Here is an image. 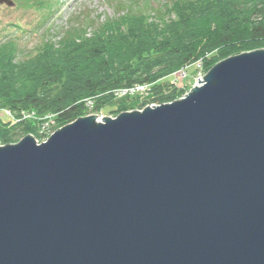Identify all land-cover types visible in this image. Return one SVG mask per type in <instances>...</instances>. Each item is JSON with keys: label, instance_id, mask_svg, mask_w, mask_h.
Returning a JSON list of instances; mask_svg holds the SVG:
<instances>
[{"label": "water", "instance_id": "obj_1", "mask_svg": "<svg viewBox=\"0 0 264 264\" xmlns=\"http://www.w3.org/2000/svg\"><path fill=\"white\" fill-rule=\"evenodd\" d=\"M97 117L0 146V264H264V48Z\"/></svg>", "mask_w": 264, "mask_h": 264}, {"label": "trees", "instance_id": "obj_2", "mask_svg": "<svg viewBox=\"0 0 264 264\" xmlns=\"http://www.w3.org/2000/svg\"><path fill=\"white\" fill-rule=\"evenodd\" d=\"M110 1L113 15L81 14L28 57L0 39L1 144L29 134L40 143L89 114L175 101L187 90L172 76L264 48V0ZM139 83L152 85L148 99L116 97Z\"/></svg>", "mask_w": 264, "mask_h": 264}, {"label": "rangeland", "instance_id": "obj_3", "mask_svg": "<svg viewBox=\"0 0 264 264\" xmlns=\"http://www.w3.org/2000/svg\"><path fill=\"white\" fill-rule=\"evenodd\" d=\"M14 1L16 3L14 7L5 4L0 5V39L13 38L17 40L20 47L19 55L21 58L35 54L45 36L58 39L62 30H65L70 26L71 20L81 14L85 15L87 13L94 19H103L114 13V6L110 0ZM206 73L207 72H204L200 67L197 68L196 66H191L183 73L172 76L171 80H175L179 88H186L187 92L185 94H187L194 85L198 84L199 79ZM185 94L183 96H185ZM149 96L145 95L142 99L146 100ZM127 108L128 110L124 111L138 109V107L131 109L129 106ZM94 114L103 117H116L115 112L112 113L111 111L102 114ZM101 121H103V118ZM0 146H4V144H1V141Z\"/></svg>", "mask_w": 264, "mask_h": 264}, {"label": "built area", "instance_id": "obj_4", "mask_svg": "<svg viewBox=\"0 0 264 264\" xmlns=\"http://www.w3.org/2000/svg\"><path fill=\"white\" fill-rule=\"evenodd\" d=\"M116 97L122 98L126 96H140L144 97L145 95H151L152 93V85L149 83H139L128 87H123L118 89L116 92L114 91ZM155 106L158 104H151L150 106ZM103 116H98L97 120L101 121Z\"/></svg>", "mask_w": 264, "mask_h": 264}]
</instances>
